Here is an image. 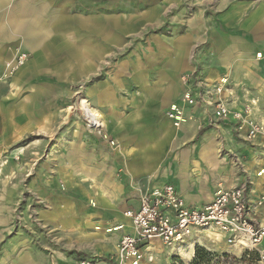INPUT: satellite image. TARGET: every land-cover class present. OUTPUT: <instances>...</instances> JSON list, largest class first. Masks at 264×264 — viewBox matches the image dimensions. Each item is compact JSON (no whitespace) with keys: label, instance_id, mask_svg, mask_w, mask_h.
Instances as JSON below:
<instances>
[{"label":"crops","instance_id":"1","mask_svg":"<svg viewBox=\"0 0 264 264\" xmlns=\"http://www.w3.org/2000/svg\"><path fill=\"white\" fill-rule=\"evenodd\" d=\"M112 8L99 0H0V77L16 55L29 56L14 78L0 82L16 112L2 139L11 144L16 136H36L30 158L35 179L26 191L42 229L39 247L28 239L16 243L12 238L21 234L0 220V264H77L84 258L113 264L120 239L135 234L125 213L139 209L143 194L168 184L193 208L210 203L221 187L245 184L254 205L264 194V174L257 176L264 139L238 137L234 120H216L201 103L185 105L181 80L197 69L212 82L227 76L229 107L241 110L255 101L253 115L264 123V15L251 28L238 22L240 9L220 10L215 23L200 14L186 27L176 21L169 35L127 51L125 65L112 67L107 60L118 57ZM124 23L126 34L131 27ZM103 69L107 80L87 85L76 101H68L73 91L65 89L61 119L52 112L55 103L31 97L45 89L32 80L37 76L81 79ZM25 91L30 98L21 101ZM83 99L102 115L101 126H92ZM174 104L184 105L187 118L177 128L166 116ZM73 109L82 115L74 117ZM257 211L264 217V206ZM204 241L220 253L239 249L219 235Z\"/></svg>","mask_w":264,"mask_h":264},{"label":"rangeland","instance_id":"2","mask_svg":"<svg viewBox=\"0 0 264 264\" xmlns=\"http://www.w3.org/2000/svg\"><path fill=\"white\" fill-rule=\"evenodd\" d=\"M99 2H107L109 5L113 3L114 5V8L108 11L109 14H115V21H117L118 42L116 50L118 57L107 60V66L110 65L112 67L116 64L115 62H122V65H125L123 63L127 61L125 57L127 51L142 49L145 47V43L152 41L159 34L169 35L172 30L174 31L172 25H175L173 23H176V21L181 23L179 26L186 27L189 24V19L196 18L200 14L202 15L201 18H209L215 23L220 22L219 15L221 12L222 14H231L240 9L241 13L239 14L238 22L241 23L242 20L246 28H251L256 21L255 17L264 15V0H99ZM129 19L131 21L130 26ZM124 20L128 22L126 23L127 27H131V30L127 31L126 34H124ZM259 54L261 53H258L257 57H261L262 54ZM108 77L109 74L105 70L102 74L81 79L37 76L32 80L45 89L32 94L31 97L37 103H55L57 109L52 112L56 113V116L61 119L66 114L65 89L69 90L70 88L73 91L72 98L69 97L68 101H76L87 85L106 81ZM4 96L0 92V100H2L0 102V220L9 223L11 232H18L23 235L22 238L21 235L14 236L12 238L14 239L13 241L19 243L22 239L23 241L28 239L30 243H36L39 247L42 229L37 223L34 208H29V193L26 191L27 183L31 184L35 179V175L32 174L34 173L33 168L36 160L30 158L35 154L33 153V146L36 144V136L32 134L25 136L23 139H19L16 136L15 142L11 144L3 142L2 137L9 130L7 129L8 118L10 119L16 113L14 111L15 106L8 100H4ZM27 96V91L22 93L20 96L21 101H26V99L30 98V96ZM254 105H256V102ZM75 110L73 109V116L80 117L82 113L78 112L79 114H77L78 110ZM61 128L60 126L59 129L61 130ZM259 138L264 139V137ZM25 149H27V153ZM30 201L32 200L30 199ZM31 205L33 206L34 204ZM30 221L32 222L31 224L29 223ZM30 231L34 236L32 240L27 237ZM207 235L206 232H200L191 239L172 245L162 244L159 240L155 242L151 240L148 243V246H150L148 251L143 250L141 263L180 264L183 261L185 264H190L195 255L196 247L201 246L216 254V257L213 258V263L264 264L260 260L259 255L256 256L254 251L247 249H238L236 253L229 254L214 250L213 247H210L204 241ZM24 236L25 238H23ZM188 242L193 243L194 254L185 257L181 254V247ZM216 243L221 244L219 242ZM77 255L80 256V254Z\"/></svg>","mask_w":264,"mask_h":264},{"label":"built area","instance_id":"3","mask_svg":"<svg viewBox=\"0 0 264 264\" xmlns=\"http://www.w3.org/2000/svg\"><path fill=\"white\" fill-rule=\"evenodd\" d=\"M28 59L29 56L25 53L16 55L14 61L6 65L0 82L13 78ZM181 80L186 87L182 96L185 105L201 103L212 108V116L216 120H234V131L238 137H244L248 141L264 137V123L257 121L253 115L255 101L241 110H232L228 100L224 99L223 95L230 89L227 76L212 82L197 69L182 75ZM195 88H198L196 93ZM166 116L176 128L187 120L184 105L180 104L172 105ZM262 174L264 168L257 176ZM246 191L245 184L221 187L210 203L195 208L185 205L183 198L170 184L143 194L139 209H131L125 213L132 220L135 234L125 235L120 239L113 264H119V261L142 264L143 250L150 248L148 243L151 240L172 245L191 239L200 232L214 234L215 237L219 235L228 245L254 251L264 262V217L257 211L258 207L264 206V194H260L254 205ZM77 264L96 263L84 258L79 259Z\"/></svg>","mask_w":264,"mask_h":264},{"label":"bare ground","instance_id":"4","mask_svg":"<svg viewBox=\"0 0 264 264\" xmlns=\"http://www.w3.org/2000/svg\"><path fill=\"white\" fill-rule=\"evenodd\" d=\"M26 61H25V63H26ZM80 103H81L82 109L84 110V113L87 115L88 119L91 120L92 126L94 125V127H96V128L101 126L102 125V118H101L102 115L100 113H98L97 111L94 112L91 109V107L89 106V103H87V101L85 99L81 100ZM115 229H117V228H115ZM117 247H118V245H117ZM192 252H193V245H191V244H186V246L181 247L182 256L189 257L192 254ZM119 264H133V263H131L130 261H119Z\"/></svg>","mask_w":264,"mask_h":264},{"label":"trees","instance_id":"5","mask_svg":"<svg viewBox=\"0 0 264 264\" xmlns=\"http://www.w3.org/2000/svg\"><path fill=\"white\" fill-rule=\"evenodd\" d=\"M255 255L258 256V254L255 252ZM216 257V254L213 252H210L204 247L198 246L196 247L195 255L192 262L190 264H219V262L213 263V258ZM177 264V263H174ZM180 264H185L183 261L180 262Z\"/></svg>","mask_w":264,"mask_h":264}]
</instances>
